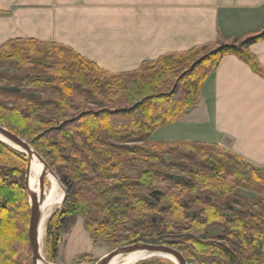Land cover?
I'll list each match as a JSON object with an SVG mask.
<instances>
[{
	"label": "trees",
	"instance_id": "16d2710c",
	"mask_svg": "<svg viewBox=\"0 0 264 264\" xmlns=\"http://www.w3.org/2000/svg\"><path fill=\"white\" fill-rule=\"evenodd\" d=\"M263 39L264 28L122 74L55 43L0 46V126L28 141L66 190L45 227L49 262L59 233L80 216L94 243L169 246L193 264H264L263 170L218 145L150 141L197 107L206 78L225 56L264 79L248 51ZM26 168L27 157L0 142V264H29ZM172 171L185 172L184 182L168 178ZM162 182L172 185L158 188ZM192 206L196 215L188 218Z\"/></svg>",
	"mask_w": 264,
	"mask_h": 264
},
{
	"label": "crops",
	"instance_id": "0c3cea01",
	"mask_svg": "<svg viewBox=\"0 0 264 264\" xmlns=\"http://www.w3.org/2000/svg\"><path fill=\"white\" fill-rule=\"evenodd\" d=\"M263 28L264 0H0V46L55 43L112 74ZM249 50L264 68V39ZM160 130L158 142L218 145L264 171V79L225 56L197 107Z\"/></svg>",
	"mask_w": 264,
	"mask_h": 264
},
{
	"label": "water",
	"instance_id": "95a60500",
	"mask_svg": "<svg viewBox=\"0 0 264 264\" xmlns=\"http://www.w3.org/2000/svg\"><path fill=\"white\" fill-rule=\"evenodd\" d=\"M18 89L16 88H8L9 92H15ZM0 142L10 146L11 148L23 153L27 157V168L25 173V188L27 193V198L29 202V221H28V229H27V240L28 245L31 251L30 264H38L40 261H43L45 264H51L46 261L41 253H40V245H39V237L40 230L42 224V216L40 212V206L42 203L43 195L45 192V173L41 175L39 178V190L40 194H35L29 186L30 180V169H31V157L34 155L45 167L46 171H49L57 180L60 187L63 189V200L66 196V190L51 170V168L47 165V163L41 158V156L35 152V150L31 147L28 141L23 140L17 135L11 133L6 128L0 126ZM168 178L174 181H183L184 178L179 175L169 174ZM241 196L245 199H254L255 193L248 191H241ZM61 203V204H62ZM186 204V203H185ZM61 206V205H60ZM235 211H238V208H234ZM188 218L195 217V213L189 212L187 213ZM155 220L153 219V222ZM130 227V226H129ZM211 235L216 237L218 235L217 229H213L211 231ZM136 252H147L149 254H159L164 256L165 259L169 260L173 264H188L187 260L183 257V255L169 246L164 245H152V244H144L137 243L127 246H122L114 249L112 252L108 253L94 264H109L115 257H126L127 255L136 253Z\"/></svg>",
	"mask_w": 264,
	"mask_h": 264
},
{
	"label": "rangeland",
	"instance_id": "374dc122",
	"mask_svg": "<svg viewBox=\"0 0 264 264\" xmlns=\"http://www.w3.org/2000/svg\"><path fill=\"white\" fill-rule=\"evenodd\" d=\"M244 39L245 38L237 39V40L240 42ZM225 43H227V42H225ZM248 51L250 52L249 49H248ZM250 54H252V53L250 52ZM40 96H42V97L48 96V93H40ZM161 133H164V130H162V131L160 130L159 132L152 135V137L150 138V141L151 142H158L157 140H161V139H159L160 136H162ZM162 138H167L168 140H170L168 137H162ZM165 142H173V141H165ZM170 174L179 175V176H183V177L187 176V174L185 172H181V171H172ZM262 177L264 178V171L262 173ZM171 185L172 184L170 182H162L161 184L158 185V188L166 189ZM45 186H46L45 191H49L51 188L50 184L47 182L45 184ZM61 193H62V191H61ZM60 208H61V206L58 209L55 208L56 210L54 209L55 211L52 213V215L55 212L59 211ZM191 209L193 211V210H195V207L192 206L190 208V210ZM46 220H45V222H46ZM46 224H47V222H46ZM46 224H44L43 226L46 227ZM43 230H44V233H43V237H42L43 239H42V246H41L42 252L41 253L43 254L44 259L46 261H48L49 260L48 259L49 254H48V252L46 250V246H45V228L44 227H43ZM116 248H118V247L111 246L106 240H99L97 243H94L93 240L91 239V234L85 229L84 220L82 219V217L78 216L76 218L75 224L73 226H70V228L66 229L64 232L59 233V241L57 244L55 257L52 261H50V262L48 261V262L51 264H94L96 261H98L99 259H101L105 255H107L108 253L112 252ZM30 258H31V256H30ZM153 261H159V262H162L161 264H166V262H164V261H169V260H167L165 258H161V257H154V258L142 260V261L137 262L135 264H140V263H144V262H153ZM29 264H30V259H29ZM188 264H193V263L188 262Z\"/></svg>",
	"mask_w": 264,
	"mask_h": 264
},
{
	"label": "bare ground",
	"instance_id": "6f19581e",
	"mask_svg": "<svg viewBox=\"0 0 264 264\" xmlns=\"http://www.w3.org/2000/svg\"><path fill=\"white\" fill-rule=\"evenodd\" d=\"M43 173H45V180L50 184L51 188L49 191L44 192L45 195H43L44 197L42 199V203L40 206V212L42 216V224H41L40 237H39L40 253L42 252L41 246H42V239H43L42 237L44 233L43 227L45 228V226L43 225L46 224L47 220L51 217L52 213L56 210L55 208L58 209L60 207L62 200H63V195H64L63 189H61L58 183V180L49 171H46L43 164L34 155H32L29 186H30V189L37 195L40 194L39 178L41 177V175H43ZM46 181H45V184L47 183ZM41 255L43 257L42 253ZM154 257L164 258V256L159 255V254H149L147 252H136V253L127 255L126 257L117 256L109 264H135L142 260L150 259ZM38 264H45V263L43 261H40Z\"/></svg>",
	"mask_w": 264,
	"mask_h": 264
},
{
	"label": "flooded vegetation",
	"instance_id": "af4514ba",
	"mask_svg": "<svg viewBox=\"0 0 264 264\" xmlns=\"http://www.w3.org/2000/svg\"><path fill=\"white\" fill-rule=\"evenodd\" d=\"M183 177V176H182ZM184 179H185V177H183ZM176 182H184V180L183 181H176ZM244 198V197H243ZM205 201L207 202V203H214V200L211 198V197H209V196H206L205 197ZM185 204V203H184ZM185 205H187V204H185ZM220 210L222 209V207H218ZM228 208H229V210H232V211H235L234 210V208H238V207H236V206H234L233 204H231L230 206H228ZM239 209V208H238ZM189 212H193V213H195V215H196V211H192V209L191 210H189L187 213H189ZM187 215V214H186ZM217 233H218V230H217Z\"/></svg>",
	"mask_w": 264,
	"mask_h": 264
}]
</instances>
